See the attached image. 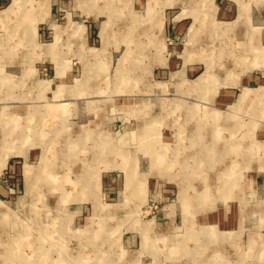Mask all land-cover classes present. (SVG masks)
Segmentation results:
<instances>
[{
	"label": "rangeland",
	"instance_id": "rangeland-1",
	"mask_svg": "<svg viewBox=\"0 0 264 264\" xmlns=\"http://www.w3.org/2000/svg\"><path fill=\"white\" fill-rule=\"evenodd\" d=\"M210 1L155 0L152 3L149 0L148 4V0H15L5 10V13H10L9 16L2 14L8 6L0 7V264H185L184 261L194 260L193 256L201 258L206 255L208 248L214 244L213 234L216 232H208L205 219L199 220L200 223L196 219L182 221L181 224L179 219L174 220V216L182 208L204 210L216 204L221 209V202L215 201L219 195L216 186L201 184L191 187L184 181L180 187L177 186L179 183L175 187V180L156 172L162 165L171 169L188 161V158L191 161L189 153L172 156L171 146L167 148V145L173 143L167 138L173 139L177 132L182 136L194 132L216 134L217 123L226 128L228 135L225 132L222 142L225 144L228 141L230 148L229 145L224 146L218 154L214 149L221 142L217 141L219 137L214 134L216 140L207 139L205 149L195 161L199 168L196 174L202 178H215L217 174L218 180L224 182L223 185L219 182L218 189H222L224 194H232L238 189L241 191L243 216L239 219L245 230L235 233L239 243L245 244L258 234L264 237V103H245L237 109H233L232 105H219L223 97L228 95L231 98L233 94V99H237L243 91L245 64L250 60L255 63L259 60L257 40L240 39V33L248 32L243 20L223 18L203 20V24L217 22L215 25H203V28L195 21L191 26V35L198 32L194 42H188L187 28L182 35L166 40V44L161 40L159 26L165 28L166 23L170 24L180 12L187 17L197 9L204 18H209L207 4ZM219 1L222 0H214L217 7ZM263 2L247 0L246 5L250 7ZM73 5L77 10L90 13V20H97L95 26H101L103 22L106 26L109 24L106 29L114 31L120 54L129 49L127 40L138 38L147 44L150 36L159 40V50L164 47L166 52L168 48L176 47L173 57H177L174 61L179 67H171L173 75L163 80L165 83H161L159 89L155 87L151 91L146 88L151 83L149 78L142 76L110 78L107 81L111 91L109 103L114 108L113 120H128L139 113L142 121L148 120L143 127L145 134L154 137L151 143L143 146L148 158L142 167L148 175L139 173L135 158L118 156L125 149L123 143H116L108 149L117 156L113 163L122 165L116 167L120 169V175L112 182L119 188L111 186L115 189L111 188L112 192L108 189L106 176L100 178L99 191H95L98 179L91 175L85 178L77 175L81 174L79 167L83 161L77 160L74 153L76 148L80 150L82 147L79 144L75 146V143L74 146H67L75 142L74 129L69 128L66 132L65 128L59 130L61 118L49 113L54 105L47 97L56 90V85L49 81L54 75L50 60L54 62L56 49L60 53L61 49L51 45V30L47 31L49 36L41 38L40 34L51 22L50 12L57 13L62 26H69L65 15ZM170 13L173 15L170 16ZM78 20L82 18L72 17V22ZM184 21L189 28L192 19ZM233 32L237 36L231 40ZM152 49L155 46H149L144 57L148 58ZM183 50H186L184 55ZM181 56L191 64L190 74L177 71L182 63L186 64L184 60L181 62ZM144 59L135 60L127 71L130 70L133 75L140 73V69L147 71L149 66ZM116 66L115 62H110L108 70L119 71ZM255 67L252 70L260 68L259 64ZM238 68L241 69L239 73ZM203 74L204 78L198 80ZM132 85L141 88L142 95L131 98L117 96ZM126 100L135 105H128ZM218 113L225 118L215 116ZM113 132L119 134L113 138L122 141L121 129H114ZM162 136L165 139L160 142ZM208 142H213V146ZM162 145L168 155L158 154L157 150ZM188 146L194 153V144L189 143ZM88 152L86 148L83 154L78 155L79 158L84 154L86 158ZM9 161L11 166L6 170ZM105 162H94L95 170L113 169L110 165L105 166ZM99 165H102L101 170ZM218 167L226 168L216 171ZM159 180L162 182L159 183ZM165 181L174 184L167 186ZM141 185L146 187L142 196L135 189ZM126 194L130 203L125 209ZM190 195V201L198 206L186 202ZM79 202L102 206L103 209L98 206L94 212L88 209L89 215L94 214L91 218L96 220L95 224H80L89 215H84L87 214L84 209H76ZM111 203L119 204L116 205L119 210L111 208ZM241 206L237 202L227 205L229 209ZM125 215L134 221L126 222ZM197 223L199 225L195 226ZM217 226L223 227L221 222ZM224 229H217L221 231L218 234L221 238L226 237ZM130 230L136 231V237L132 238L127 233ZM208 238H212L211 242ZM128 241H135L137 247L133 248ZM30 247L37 249L26 254L36 258L22 259L24 250L29 252ZM82 252L89 257L78 256L83 255ZM259 254L261 252L257 249L256 255Z\"/></svg>",
	"mask_w": 264,
	"mask_h": 264
},
{
	"label": "crops",
	"instance_id": "crops-1",
	"mask_svg": "<svg viewBox=\"0 0 264 264\" xmlns=\"http://www.w3.org/2000/svg\"><path fill=\"white\" fill-rule=\"evenodd\" d=\"M15 0L9 1V0H0V7L8 6L6 9L2 10V14H6L7 16L10 15V13H5V10L9 8V6L14 2ZM139 2V0H137ZM153 3V2H152ZM247 0H222L219 1L218 7L216 6L214 0H211L209 4H207L209 7L210 15L209 18H204L203 13H198L197 9L193 10L190 14L191 16H183V13L180 12L178 15L175 16L174 20L172 22H167L165 25V28L160 27V34H161V40L166 44V40L169 38H175V36L182 35L184 31L187 28V40L188 42H194L197 38V34L195 32V35H191V26L194 25L195 21L196 24H198L200 27L209 26L210 23L215 25L217 22L215 19H224V20H243V25L245 27V30L248 31L246 33H240V39H256L257 40V48H258V54H259V60L257 63H255L254 60H250L247 62L246 73L243 74L244 78L243 80V92H249L247 94V97L241 98V93L238 94L237 99H232L228 97H223L222 101L219 103V105H232L233 109H237L236 107L240 105H244L245 103H264V2L259 4H252L250 7L246 5ZM149 4V0H148ZM220 5V6H219ZM153 10V9H152ZM153 12V11H151ZM155 12V11H154ZM51 22L47 24V29L43 30L40 34V37H46L49 36V33L47 31H52V44L53 47L60 46L61 53L57 52L54 54V62L50 60L51 63H53L54 67V75L49 80L50 82L54 83L56 85V90L53 92L48 99L50 98L53 103V111L52 109H49V113L53 115L55 118L58 117L59 120V130H62L65 128V132L70 129H74V141L71 142V144H68L67 146L71 145L77 146L76 144H79L80 147H82L80 150L78 148L75 149V156H77V160H82L83 165L79 167V170L81 171V174H77L78 176L85 178L89 175L92 176V178L98 179L97 186L95 187V191H99L100 187V178H104L106 176V183L110 186L108 188L110 192L114 189V187L117 189L119 188V185H114L112 182H115L113 179L117 175H120V169H116L117 166H122L120 163H113L115 159H117V156H115V153L108 150L109 148H112V146L116 143H123V146H125V149L123 150L121 155H118L119 157L124 158H135V166L136 168H139L140 172L148 175L149 173H145L144 168L142 167V164L147 163L146 158H148V155L146 153V150L143 146L144 144L147 146V143H151L152 139L154 137H151L150 134H145V128H143L146 124V121H142L140 118L142 115L139 116V113L136 114V116H132L128 118V120H121L116 121L113 120L115 118H112V115L114 114V108L113 104L109 103L111 95V91L109 90V84L108 80L111 79H125L127 76L132 78H137L138 76L147 77L149 78V82L151 83L149 86H146L151 91H154V88L158 87L161 83H165L163 80L168 79V77H171L173 73H171V67L172 69L175 67H179L178 65L175 66V58L173 57L176 47L168 48V50L165 52V48L161 47L159 50L158 47V41L156 38H152V36L149 37L148 43L144 44L145 41H142L141 39H134L132 41L127 40V47L129 49L125 50L120 54L119 51V45L115 43V39L117 38L114 31L112 29H106L109 24L101 23V26L98 24L95 26L94 22L97 21L96 19L90 20V17L92 15L88 12H85L83 10H77L73 7H71L70 11L66 13L67 17V25L69 26H62V23H59L57 13L56 12H50ZM174 14V12H173ZM172 14V15H173ZM170 16L171 13L169 14ZM72 17L77 18L80 17L82 20L74 21L72 22ZM192 19V23L190 24L189 28L186 27L185 21L187 19ZM21 19V17L19 18ZM213 20L210 23H204L203 20ZM235 21L233 22L234 24ZM50 27V28H48ZM203 28V27H202ZM39 33V31H38ZM234 35L230 37L231 40H234L237 36L235 32H233ZM243 34V35H242ZM153 35V34H152ZM237 39V38H236ZM154 47L155 49L149 51V57H144L146 55V51H148V48ZM83 49V50H81ZM170 51V52H169ZM168 52V53H167ZM186 53V50H183V55ZM49 54V53H48ZM162 55V56H160ZM141 58H145L144 62L148 64L149 68L148 70H142L140 69V73L138 74H130V70L127 71L129 65L132 63L140 60ZM182 61L185 59L183 56H181ZM155 60V61H154ZM115 62L118 66L119 71L113 70L110 72L108 70L109 63ZM233 63V61L231 60ZM244 64V63H243ZM259 64L258 69L252 70L256 68L255 66ZM191 65L189 62H187L185 65L182 63V66L180 67L178 72L181 71L185 75L186 73L190 74V71L192 70L190 68ZM116 66V67H117ZM65 68V70L63 69ZM106 68V70H105ZM116 69V68H115ZM238 73L241 71L240 68L237 69ZM256 71L261 72V75H258ZM239 80V79H238ZM29 84V81H28ZM45 85V84H43ZM145 87V86H144ZM127 90L125 92H121V94L117 96H129L131 97H137L139 94L142 95L143 90L141 88L136 87L135 85H132L131 88H126ZM148 91V90H147ZM133 100V99H131ZM128 105L132 104L133 102L130 100H126ZM231 102V103H230ZM135 105V103H133ZM218 105V104H217ZM133 108V107H132ZM51 110V111H50ZM140 112V110H139ZM48 113V114H49ZM133 114V113H132ZM135 115V114H133ZM138 115V117H137ZM154 116V114H152ZM215 116H218L222 119V117L225 118L224 115L217 114ZM67 121V122H66ZM67 123L69 125H67ZM130 128V129H129ZM114 129H121V136L122 141L115 140L113 138L114 135H119L118 133H114ZM132 129V131H131ZM142 131V132H141ZM235 132V131H234ZM179 132H177L173 139L167 138V140H172V145H167V148L170 147V154L172 156L177 155H183V153H189L191 155V161H185L183 164H179L177 166H173L171 169H168V167H165L162 165L159 170H157L156 173H163L170 179H173L174 183H171L169 181H165L164 183L167 184V186L175 185L179 183L177 186L180 187V184L182 182H187L190 184V186H196L204 184L206 186H216L215 189L219 192V195L217 194V198L215 201L221 202V209L216 206H209L207 209L200 210L199 208H196L194 210L190 209H184L182 208L178 213L176 212L174 216V220L177 221L178 219L181 221H187V220H196L198 223H200L199 220L205 219L207 224V230L210 234L213 232H216L213 234L214 238V244L211 247H207L208 251H206V255H203L201 258L199 255L193 256L194 260H187L184 261L185 264H264V254L262 251H264V237L258 234L259 236L254 235V237H251L249 242L239 243L237 241V235L235 233H238V231H244L245 225L240 223V217L243 216L241 214L242 206L240 205L242 197L240 196L241 191L238 189L235 192L233 191L232 194L222 192V189H218V186H220V183L223 185L224 182H221L218 180L217 174H215V178L213 176H205L204 178L200 177L199 174H196V172L199 171L197 163L195 164L197 156L200 154V152L205 149V143L207 139L214 138L216 140L215 133L212 134L206 132L200 133H192L189 135H179ZM186 134V133H184ZM237 135V134H235ZM102 136V137H99ZM165 138L162 136L160 142L164 140ZM200 139L203 141H200ZM157 140V138H156ZM69 141V140H68ZM169 143V142H168ZM193 143L195 146V151L193 153L191 148H189L188 144ZM202 143V144H201ZM207 144H212L213 142H208ZM165 145V146H166ZM85 147V149H84ZM86 148L89 149L87 157L85 158V154L82 155L79 158V154H83V151L86 150ZM107 148V149H106ZM134 148V149H131ZM160 149L157 150L158 154L164 155L167 154V152L164 150V145L162 147H159ZM83 149V150H82ZM72 151V150H71ZM169 151V150H168ZM87 152V151H86ZM85 152V153H86ZM210 154V153H209ZM168 155V154H167ZM211 156V155H210ZM97 161H106L103 163L104 165H110L113 169H108L105 171H96L94 162ZM110 163H109V162ZM86 162V163H85ZM144 162V163H143ZM212 165V164H211ZM7 169L10 168V161L6 165ZM106 166V165H105ZM104 166V167H105ZM109 166V167H110ZM210 166V164H209ZM237 166V165H236ZM177 167V169H176ZM211 167V166H210ZM227 167V166H226ZM226 167H223L225 169ZM234 167V165H232ZM102 165H99V170H101ZM222 167L215 168V170L222 171ZM195 173V174H194ZM193 174V175H192ZM103 176V177H102ZM177 180V181H176ZM159 183L162 181L159 180ZM220 182V183H219ZM158 183V184H159ZM124 184H121V186ZM114 186V187H111ZM126 186V185H125ZM139 187V188H138ZM113 188V189H111ZM130 188H133V186H130ZM146 187L136 186V190H138L142 196L143 189ZM115 190V189H114ZM127 190V186H126ZM224 191V190H223ZM214 193V192H213ZM212 193V197L214 198V194ZM243 195V194H242ZM209 196V195H208ZM130 199L128 194H126V204L125 209L129 205L127 199ZM201 198V197H199ZM198 198V199H199ZM192 196L190 195L189 200L187 198L186 202L195 204L192 200ZM214 200V199H213ZM212 200V201H213ZM203 202V200H202ZM230 202H237L239 204V208H232L229 209L227 205ZM84 202H79V207H77V210L84 209L85 213L84 215H89V211H93L94 209L100 207L101 205H95L92 202H88L87 204ZM236 204V203H235ZM111 208H119L115 203L109 204ZM198 206V205H197ZM215 208V209H214ZM89 209V211H88ZM103 209V208H102ZM116 209V210H117ZM124 209V211H126ZM119 210V209H118ZM121 211V209H120ZM187 211V212H186ZM216 211V213H215ZM124 213V212H123ZM90 215L88 217L83 218V222L80 223L82 225L87 224H95L96 220L91 217L93 215ZM81 215V213H80ZM130 216V215H129ZM124 218V216H122ZM126 222H133L134 220L132 218H129L128 215L126 216ZM117 217H114V219ZM211 219L212 221H209ZM173 220V219H172ZM230 221V222H227ZM222 223L223 227H218L217 225ZM194 224L195 226L199 224ZM232 223V224H230ZM203 224V223H202ZM146 224H144V227ZM224 229L226 233V237L223 238L220 237L221 231H218L217 229ZM178 230V229H177ZM188 231V230H187ZM230 231V232H228ZM135 230L127 231V233L132 237L135 236ZM208 233V235H209ZM188 234V233H187ZM207 235V237H208ZM230 235V236H229ZM210 236V235H209ZM229 236V237H227ZM90 239H94L93 236L88 235ZM87 237V239H88ZM130 240V239H129ZM212 238H208V242H211ZM128 243L132 244L133 248H136L137 246L134 245V243L128 241ZM263 248V249H262ZM257 249L260 250L261 254L256 255ZM143 251L146 252V250L143 247ZM142 251V252H143ZM83 255L79 254L80 257H89L86 253L82 252ZM141 254V253H140ZM103 255V254H100ZM209 257V258H208Z\"/></svg>",
	"mask_w": 264,
	"mask_h": 264
},
{
	"label": "bare ground",
	"instance_id": "bare-ground-1",
	"mask_svg": "<svg viewBox=\"0 0 264 264\" xmlns=\"http://www.w3.org/2000/svg\"><path fill=\"white\" fill-rule=\"evenodd\" d=\"M47 1V0H46ZM155 0H152V2H154ZM47 3V2H46ZM18 4V3H17ZM198 29H201V28H198ZM197 32V31H196ZM190 56V55H189ZM205 59V58H204ZM209 64V63H208ZM211 70V69H210ZM210 70H209V73H210ZM207 73V72H206ZM204 75L205 74H203L202 76H199V78H198V80H200V79H203L204 78ZM249 92H243V93H241L242 95L240 96L241 98L242 97H247V94H248ZM220 120V119H219ZM203 128V127H202ZM217 133L215 134L217 137H219L218 139H217V141H221L219 144H217L216 146H215V151H216V153H218V154H220V152H221V150L223 149V147L224 146H228L229 145V148H230V144H228V141H226V143L224 144V142H222V139H224V137H225V130H226V128L223 126V125H221V124H219V123H217ZM219 129L222 131H220L219 132ZM226 134H227V132H226ZM228 135V134H227ZM225 140V139H224ZM237 142V141H236ZM217 143V142H216ZM221 143H223V144H221ZM232 143H234V142H231V144ZM192 145V144H191ZM221 147V149H219ZM218 148V149H217ZM262 150V149H261ZM194 188H196V187H194ZM197 189V188H196ZM198 190V189H197ZM201 190V189H200ZM199 190V191H200ZM181 191H183V188H182V190ZM185 192H186V190H185ZM184 192V193H185ZM228 192V191H227ZM199 193V192H198ZM197 194V193H196ZM2 206V205H1ZM5 206V205H4ZM187 212V211H186ZM138 233V232H137ZM25 241V240H24ZM31 249L29 250V252H27V250L25 249L24 250V254L22 255V259H24V260H29L30 258H32V257H35V256H33L32 254L31 255H27L26 253H31V252H35V250L37 249L36 247H30ZM24 249V248H23ZM39 257V256H38ZM36 258V257H35ZM43 258V257H42ZM34 264V263H33Z\"/></svg>",
	"mask_w": 264,
	"mask_h": 264
}]
</instances>
